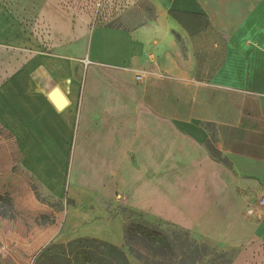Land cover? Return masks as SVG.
Instances as JSON below:
<instances>
[{"label": "crops", "instance_id": "obj_1", "mask_svg": "<svg viewBox=\"0 0 264 264\" xmlns=\"http://www.w3.org/2000/svg\"><path fill=\"white\" fill-rule=\"evenodd\" d=\"M149 1L154 23L94 27L82 57H37L35 74L5 80L0 122L33 176L84 204L66 209L63 243L93 238L127 253L123 217H95L100 204L85 206L87 195L243 242L233 232L253 207L248 196L264 191V0ZM208 124L230 167L207 149ZM1 223L3 264H26L32 250L57 243L53 228L25 239ZM254 236L264 241V222Z\"/></svg>", "mask_w": 264, "mask_h": 264}, {"label": "rangeland", "instance_id": "obj_2", "mask_svg": "<svg viewBox=\"0 0 264 264\" xmlns=\"http://www.w3.org/2000/svg\"><path fill=\"white\" fill-rule=\"evenodd\" d=\"M158 17L159 10L149 0H0V86L20 71L31 69L35 74L42 66V63L37 66L33 64L37 57H82L81 53L86 52L89 33L94 27L135 30L154 23ZM80 30L83 32L82 37L76 39L75 35ZM204 67L201 65V69ZM216 67H210L209 75L215 72ZM76 69L77 72L81 71L79 64ZM23 151L11 131L0 122L1 227L8 231L16 230L25 239L32 234H39L43 229L53 228V241L63 244L65 238H61L58 232L65 219L66 209L84 204L77 194L67 190V186L62 187L63 192L57 194L55 191L61 188L59 185H56L55 190L46 177L33 176L26 168ZM248 198L253 207L246 211L244 225L233 232L234 237L245 236L247 239L243 242H215L195 233L191 237L197 241L208 239L210 250L223 253V260H230L231 264H264V241L254 236L258 224L264 222V191ZM83 201L85 206H91L90 209L100 204L99 209L95 208L97 218L108 217L114 211L123 219L128 217L124 206L114 207L115 204L105 200L99 203L92 195L85 196ZM147 219L155 223L159 220L150 215H147ZM52 220L54 223H51ZM161 226L166 232L176 231L170 225ZM44 248H35L28 255V261H22L35 264ZM248 250L259 253V256H253ZM127 254L134 263L135 258L128 250ZM211 259L216 257L209 256L206 260Z\"/></svg>", "mask_w": 264, "mask_h": 264}, {"label": "trees", "instance_id": "obj_3", "mask_svg": "<svg viewBox=\"0 0 264 264\" xmlns=\"http://www.w3.org/2000/svg\"><path fill=\"white\" fill-rule=\"evenodd\" d=\"M174 15V13H170ZM211 140L207 149L211 156L231 166L230 161L216 148V132L208 124ZM213 128V130H211ZM125 218L123 238L129 254L141 264H231L223 260L225 255L210 250L208 239L197 241L193 233L176 224L163 220L158 223L147 219V214L124 207ZM51 223H54L52 220ZM161 224H167L176 231L166 232ZM194 237V236H193ZM209 256L216 259L206 260ZM224 261V262H223ZM0 264H2L0 262ZM35 264H131L129 256L118 247L102 240L78 238L67 243H51L37 256Z\"/></svg>", "mask_w": 264, "mask_h": 264}, {"label": "built area", "instance_id": "obj_4", "mask_svg": "<svg viewBox=\"0 0 264 264\" xmlns=\"http://www.w3.org/2000/svg\"><path fill=\"white\" fill-rule=\"evenodd\" d=\"M142 78L138 77V80H141Z\"/></svg>", "mask_w": 264, "mask_h": 264}]
</instances>
